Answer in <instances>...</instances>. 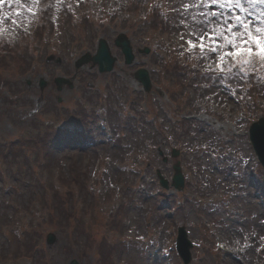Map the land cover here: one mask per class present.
I'll list each match as a JSON object with an SVG mask.
<instances>
[{
  "label": "rangeland",
  "instance_id": "rangeland-1",
  "mask_svg": "<svg viewBox=\"0 0 264 264\" xmlns=\"http://www.w3.org/2000/svg\"><path fill=\"white\" fill-rule=\"evenodd\" d=\"M182 2L65 0L35 18L29 34L0 40V264H183L175 251L180 227L193 244L190 264H264V251H256L264 246V171L248 139L250 124L264 118V87L245 84L239 103L212 96L215 88H193L194 61L180 57L170 13ZM156 4L167 23L152 14ZM121 33L135 55L130 66L113 44ZM100 38L118 60L113 72L99 75L87 64L74 89L58 93L53 80L72 76L73 63L93 55ZM143 48L148 55L137 53ZM141 68L150 74L148 94L133 81ZM40 79L48 84L42 93ZM65 122L85 135H55ZM205 144L222 148L223 158L190 151ZM231 148L250 162L229 159ZM177 161L184 188L163 190L156 171L170 181ZM242 237L251 241L246 253L231 259L218 252L217 240L242 247Z\"/></svg>",
  "mask_w": 264,
  "mask_h": 264
},
{
  "label": "snow or ice",
  "instance_id": "snow-or-ice-1",
  "mask_svg": "<svg viewBox=\"0 0 264 264\" xmlns=\"http://www.w3.org/2000/svg\"><path fill=\"white\" fill-rule=\"evenodd\" d=\"M64 4L65 0H55V4H45L44 0H0V40L11 44L21 32L29 34L35 18L50 9H61ZM71 7L68 5L67 10ZM160 7L154 5L152 14L167 23V16L159 11ZM170 13L176 17L172 28L179 32V55L194 61L188 69L192 80L196 81L193 88L198 91L215 88L217 91L212 96L223 93L239 103L245 99V84L254 82L264 87V0H187L172 7ZM52 22L55 24V19ZM244 122V117L237 120V127L242 129ZM53 133L65 140H75L83 137L85 130L65 122L55 127ZM190 151L200 154L201 158L205 155L212 159L223 158L219 156L223 149L211 144H205L203 151L199 145ZM228 157H235L237 164L250 162L234 148L228 150ZM252 239H256L254 235ZM251 247L250 243L244 245L245 249ZM256 251H264V246Z\"/></svg>",
  "mask_w": 264,
  "mask_h": 264
},
{
  "label": "water",
  "instance_id": "water-1",
  "mask_svg": "<svg viewBox=\"0 0 264 264\" xmlns=\"http://www.w3.org/2000/svg\"><path fill=\"white\" fill-rule=\"evenodd\" d=\"M114 44L117 48H119L124 56V63L126 65L132 64L134 61V55L132 52V47L130 45V41L124 34H120L117 39L114 41ZM148 50L145 49L140 51V53L148 54ZM54 60L53 57H49L46 61L50 62ZM57 64L60 63V60L55 61ZM92 62V67L98 66L99 73H108L113 69L114 64L116 63V58L111 56L109 47L104 40H99L97 52L94 56H89L86 54L82 56L75 64V68L79 69L85 64ZM134 77L138 83L142 85L144 91L148 92L151 87L150 79L148 76V72L144 69L138 70ZM55 84L60 86L61 84L67 83L70 86L69 81L65 79H55ZM39 87L43 90L46 87V83L43 80H40ZM249 141L253 148L255 155L257 156L261 166L264 169V118L259 119L258 122L253 123L248 131ZM178 151L173 150L171 153L172 158H176L178 156ZM162 156V153L159 154ZM163 162H166V159H163ZM174 176L172 178L171 186L177 190L181 191L184 186L183 176L181 174V169L179 166V162H177L173 166ZM157 177L159 179V184L165 190L169 189L168 182L164 180L161 176L160 172L157 171ZM56 242V237L53 234H49L46 239V244L48 246L53 245ZM192 248V244L187 239V234L183 227L178 229L177 236V245L176 251L182 260L183 264H189L191 261L190 249ZM69 264H78L76 260H72Z\"/></svg>",
  "mask_w": 264,
  "mask_h": 264
},
{
  "label": "bare ground",
  "instance_id": "bare-ground-1",
  "mask_svg": "<svg viewBox=\"0 0 264 264\" xmlns=\"http://www.w3.org/2000/svg\"><path fill=\"white\" fill-rule=\"evenodd\" d=\"M134 84H135V82H134ZM202 119L205 120V121L210 122L213 126H217V122H215V121H213V120H211L209 118L203 117ZM250 242L251 241L245 240V238L242 237V242L241 243H243V246L240 247V246L236 245L234 243V241H233L231 243V246L234 247V248H232V247H230V245L226 241H223L222 239H220V241L217 240V249H218V252H221V253L225 254V256H227V257L230 256L231 259H235L234 257H239L240 255L244 254V252L246 253L247 250L252 248V247L249 248V249H245L244 248V245L246 243H250ZM221 244L224 245L223 248L219 247V245H221ZM235 247H238V248H235Z\"/></svg>",
  "mask_w": 264,
  "mask_h": 264
},
{
  "label": "trees",
  "instance_id": "trees-1",
  "mask_svg": "<svg viewBox=\"0 0 264 264\" xmlns=\"http://www.w3.org/2000/svg\"><path fill=\"white\" fill-rule=\"evenodd\" d=\"M48 140V138L45 140V142ZM54 201V200H53ZM55 212V211H54Z\"/></svg>",
  "mask_w": 264,
  "mask_h": 264
}]
</instances>
